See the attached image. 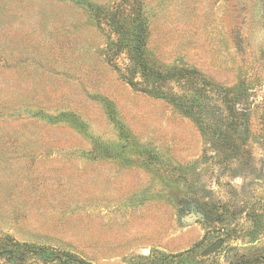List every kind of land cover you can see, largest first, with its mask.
<instances>
[{
  "label": "rangeland",
  "instance_id": "1",
  "mask_svg": "<svg viewBox=\"0 0 264 264\" xmlns=\"http://www.w3.org/2000/svg\"><path fill=\"white\" fill-rule=\"evenodd\" d=\"M80 260L264 264V0H0V264Z\"/></svg>",
  "mask_w": 264,
  "mask_h": 264
},
{
  "label": "trees",
  "instance_id": "2",
  "mask_svg": "<svg viewBox=\"0 0 264 264\" xmlns=\"http://www.w3.org/2000/svg\"><path fill=\"white\" fill-rule=\"evenodd\" d=\"M134 29H132L133 37L128 36V38L120 40L119 43L121 49L124 48L128 50L130 54L132 66L129 69L128 74L124 75L123 78L128 82V84L132 86V88H134L135 90L143 91L152 96L160 97L165 95L163 93V85L165 81H168L167 79H175L176 77L185 78L191 75V73H193V71L190 70H182L180 73L176 74L160 72L159 69L156 67L155 63L150 59L147 54V30L146 27L143 25V21H141L139 28L134 26ZM138 76L141 77L142 82L137 80ZM181 97L183 96L178 97V99L176 98V101L184 111L188 112V108L185 106L184 102H181ZM23 247V250L25 252H39L41 250L43 251V248H39L38 250L36 248H29L30 245L28 244H24ZM47 257L51 260L56 259V256H54L53 253H50ZM80 261L82 264H91L90 262H87L85 260ZM156 264L163 263L158 262Z\"/></svg>",
  "mask_w": 264,
  "mask_h": 264
},
{
  "label": "water",
  "instance_id": "3",
  "mask_svg": "<svg viewBox=\"0 0 264 264\" xmlns=\"http://www.w3.org/2000/svg\"><path fill=\"white\" fill-rule=\"evenodd\" d=\"M199 216H200L199 218H203L201 213H199ZM196 219H198V217L196 215H193L192 221ZM222 243H223V240L219 239L214 244H212L209 248H207L203 254L206 256V255L216 252L218 249H220V247L222 246Z\"/></svg>",
  "mask_w": 264,
  "mask_h": 264
}]
</instances>
